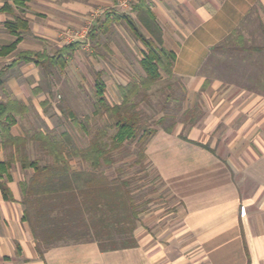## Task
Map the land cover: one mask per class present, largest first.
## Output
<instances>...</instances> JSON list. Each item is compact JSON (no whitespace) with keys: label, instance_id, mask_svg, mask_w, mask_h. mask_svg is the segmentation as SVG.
Returning <instances> with one entry per match:
<instances>
[{"label":"crops","instance_id":"obj_1","mask_svg":"<svg viewBox=\"0 0 264 264\" xmlns=\"http://www.w3.org/2000/svg\"><path fill=\"white\" fill-rule=\"evenodd\" d=\"M94 10L98 14L92 17ZM129 11L148 13L149 39L174 54L172 71L164 76L178 80L185 101L197 97L202 109L195 124L181 121L170 132L157 130L146 144L145 160L160 180L163 197L142 206L133 245L103 250L94 239L60 240L40 253L23 218L21 183L33 169L11 161L0 172L10 196L4 197L0 187V264H264V79L251 85L208 80L205 64L211 47L247 14L257 15L264 26V0H142L130 10L117 7L114 0H0V46L14 43L0 54V66L20 52L52 55L78 41L64 66L51 67L64 69L97 32L106 33L114 21H124L112 15L104 28L89 35L108 12ZM7 22L17 26L10 30ZM86 29L83 38L77 35ZM90 55L93 88L96 75L106 90L113 78L131 77L137 67L144 72L143 53L133 58L137 67L116 51L109 59ZM42 70L32 60L18 61L3 74L0 101L13 98L22 106L11 116L12 135L26 136L18 120L30 108L28 95L43 94L36 83ZM45 102L42 96L38 105ZM35 110L43 117L44 107ZM9 151L0 144V162Z\"/></svg>","mask_w":264,"mask_h":264},{"label":"trees","instance_id":"obj_2","mask_svg":"<svg viewBox=\"0 0 264 264\" xmlns=\"http://www.w3.org/2000/svg\"><path fill=\"white\" fill-rule=\"evenodd\" d=\"M141 3L142 0H138L131 8L135 9ZM112 15L126 22L133 35L145 46V50L140 59L144 75L139 80L118 85L121 96L119 103L110 104L106 100L105 84L96 75L93 113L105 114L110 118L108 126L114 128L111 135H108L107 128H98L96 135L84 146H70L64 139L47 136L42 132H35L32 136L12 135L11 116L21 111L22 106L13 98L0 101V144L13 150L0 162V172L5 171L6 165L11 161H18L23 168L33 169L31 176L21 183L23 218L30 224L36 248L40 253L43 248L60 240L94 239L103 250L133 245V230L138 214L142 206L148 203L137 200L132 193L129 179L120 176L109 178L105 168L115 163L113 151L123 146L126 141L133 140L140 145L136 163L141 164L146 159V144L157 128L143 126L140 112L136 108L138 102L133 100V97L139 96L142 90L149 89L161 77L160 70L166 74L171 73L174 54L169 49L155 46L127 13L108 12L101 24L97 22L95 27L91 28L89 35H94L97 28H104V22L107 24ZM17 22L20 20L17 19ZM258 23L264 38V26L261 21ZM7 25L10 30L17 26L15 22H7ZM233 34L234 30L231 35ZM78 44V41H71L62 45L52 55L20 52L15 60L0 66V86L5 70L14 63L32 60L49 72L55 65L64 66L66 56H70ZM13 46V42L0 46V54L8 52ZM220 46L221 44H216L214 49ZM262 49L263 47L257 48L258 51ZM249 79L258 83L263 81L264 74H254ZM187 112L190 114L187 121L190 125L195 124L201 116V113L196 114L190 108L185 110V113ZM169 117L172 123L168 125L164 124L167 118L165 115L156 120L166 132H170L175 123V117ZM100 130L104 136H97ZM28 139L36 141L44 153L50 156V160L40 162L38 158H30L26 152ZM0 187L4 197L10 198L6 186L0 182Z\"/></svg>","mask_w":264,"mask_h":264},{"label":"rangeland","instance_id":"obj_3","mask_svg":"<svg viewBox=\"0 0 264 264\" xmlns=\"http://www.w3.org/2000/svg\"><path fill=\"white\" fill-rule=\"evenodd\" d=\"M128 14L132 16L143 34L148 37L149 33L146 30L148 13L147 16L144 11ZM258 20L257 15L247 14L234 30V34H229L219 43L221 44L220 48L214 49V45L211 47V55L205 63L208 74H210L208 80L214 77L240 85H251L254 79H249L250 77L254 74H264V38ZM86 31L87 29L84 32L80 31L77 35L82 34L83 38ZM70 38L69 36L64 40L68 41ZM241 46L249 47V49H242ZM258 47H263V49L258 51ZM144 50L145 46L138 41L124 21H114L106 33L97 32L94 40L80 47L76 55L69 59L66 68H51L47 72L42 67L43 75L36 83L43 94L28 95L27 101L30 108L25 113L23 112V118L18 120L17 127L26 136H30L32 132L40 131L47 136L62 138L70 146L86 145L88 140L96 135L98 128H107L108 135H111L114 128L108 126L110 118L105 114L93 113L95 70L88 56L96 54L107 56L109 59L116 51L128 56L129 60L137 67L133 58L141 56ZM96 58L98 59V57ZM160 72L161 77L149 89L142 90L139 96L133 97V100L138 102L136 108L140 112L143 126H153L157 130L162 129L156 123V120L162 115L167 116L164 120L165 125L172 123L169 116L175 117L174 125L181 121L187 125L190 114L185 113L186 109L190 108L196 114L202 112L197 97H194V100L188 98L185 101V94L179 87L178 80L164 76L163 70ZM143 75L144 72L142 73L137 67V69H133L131 77L125 76L113 78V81L109 80L108 89L105 90L107 101L110 104L119 103L121 96L117 88L118 83L139 80ZM249 75L251 76L249 77ZM260 84L263 85L262 82ZM42 96L46 102L43 106H39L38 100ZM115 99L119 102H116ZM35 106L44 107L43 117L36 112ZM97 136H104L101 134V130ZM139 149L140 145L135 141H126L123 146L113 151L115 163L106 167L105 173L109 178L120 176L129 179L132 193L139 202L141 200L146 202L158 200L163 197L160 180L145 159L141 164L135 162ZM26 152L30 158H38L40 162L50 160V156L44 153L36 141L31 139H28L26 143Z\"/></svg>","mask_w":264,"mask_h":264},{"label":"built area","instance_id":"obj_4","mask_svg":"<svg viewBox=\"0 0 264 264\" xmlns=\"http://www.w3.org/2000/svg\"><path fill=\"white\" fill-rule=\"evenodd\" d=\"M138 0H114L115 5L122 10H130L133 4H135ZM98 14L97 10H94L92 12V17L96 16Z\"/></svg>","mask_w":264,"mask_h":264}]
</instances>
